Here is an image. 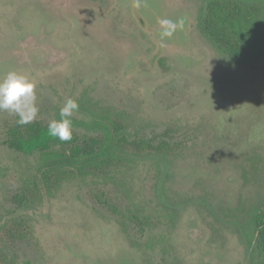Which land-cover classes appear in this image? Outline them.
I'll return each mask as SVG.
<instances>
[{
    "label": "rangeland",
    "instance_id": "obj_1",
    "mask_svg": "<svg viewBox=\"0 0 264 264\" xmlns=\"http://www.w3.org/2000/svg\"><path fill=\"white\" fill-rule=\"evenodd\" d=\"M10 70L30 124L79 111L30 153L0 112V264H264V0H0ZM109 140L98 166H44Z\"/></svg>",
    "mask_w": 264,
    "mask_h": 264
},
{
    "label": "clouds",
    "instance_id": "obj_2",
    "mask_svg": "<svg viewBox=\"0 0 264 264\" xmlns=\"http://www.w3.org/2000/svg\"><path fill=\"white\" fill-rule=\"evenodd\" d=\"M139 7V3L136 4ZM161 32L160 37H172L175 31L184 26V20L172 21L161 19L159 21ZM79 111L77 101L68 98L59 109V120L53 119L48 122L47 135L58 139L61 142L72 139V119L73 113ZM0 112L18 116L16 121L19 125L32 123L38 115L36 83L27 75L10 70L0 76Z\"/></svg>",
    "mask_w": 264,
    "mask_h": 264
},
{
    "label": "trees",
    "instance_id": "obj_3",
    "mask_svg": "<svg viewBox=\"0 0 264 264\" xmlns=\"http://www.w3.org/2000/svg\"><path fill=\"white\" fill-rule=\"evenodd\" d=\"M10 145L16 150L23 152H46L57 145H64L58 139L51 138L47 135V126H40L38 124H28L25 126L23 133L14 138ZM114 152V145L112 141L96 152H81L79 148L69 149L66 155L62 153L57 158H53L44 164L45 168L64 167L70 169L82 170L87 167H95L107 160Z\"/></svg>",
    "mask_w": 264,
    "mask_h": 264
}]
</instances>
